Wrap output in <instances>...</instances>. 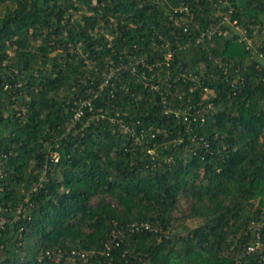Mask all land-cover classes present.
<instances>
[{
	"label": "trees",
	"instance_id": "obj_1",
	"mask_svg": "<svg viewBox=\"0 0 264 264\" xmlns=\"http://www.w3.org/2000/svg\"><path fill=\"white\" fill-rule=\"evenodd\" d=\"M0 207V264H264V0H0Z\"/></svg>",
	"mask_w": 264,
	"mask_h": 264
},
{
	"label": "built area",
	"instance_id": "obj_2",
	"mask_svg": "<svg viewBox=\"0 0 264 264\" xmlns=\"http://www.w3.org/2000/svg\"><path fill=\"white\" fill-rule=\"evenodd\" d=\"M181 9H182V10L184 9L185 11H187V8H186V7H182ZM183 30H187V27L185 26V27L183 28ZM171 57H172V56H171V53H170V52L166 53V55H165V61H166V64L168 63L169 60H171ZM132 69L134 70V67H133ZM80 114H81V111H80V110H77V111L75 112L74 117H75V118H78V117L80 116ZM0 210H1V207H0ZM18 211H19V210H18ZM4 222H5V218H0V229H2ZM140 226L143 227V228H145V229H153V230H156V228H155L153 225H151V224H149V223H147V222H142V223L140 224ZM258 246H261V243H260L259 241H256L255 245H250V246H248V248H247V252H252V251H254ZM87 255H88L87 252H81V253H80V256H81L82 258H84V259L87 258Z\"/></svg>",
	"mask_w": 264,
	"mask_h": 264
},
{
	"label": "rangeland",
	"instance_id": "obj_3",
	"mask_svg": "<svg viewBox=\"0 0 264 264\" xmlns=\"http://www.w3.org/2000/svg\"><path fill=\"white\" fill-rule=\"evenodd\" d=\"M248 41L250 42L251 45L254 44V41H252V39H248ZM190 204H191V199L186 198L185 200L182 199L180 200V205H179V210L176 212L177 214H183V213H187L189 211L190 208ZM200 221L196 220V219H188L186 220V225L188 227H194L196 226Z\"/></svg>",
	"mask_w": 264,
	"mask_h": 264
}]
</instances>
